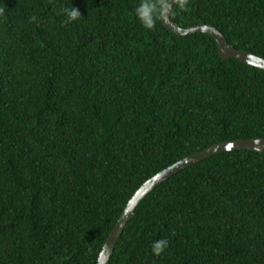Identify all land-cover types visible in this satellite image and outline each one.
Here are the masks:
<instances>
[{"label":"trees","instance_id":"1","mask_svg":"<svg viewBox=\"0 0 264 264\" xmlns=\"http://www.w3.org/2000/svg\"><path fill=\"white\" fill-rule=\"evenodd\" d=\"M138 3L0 0V264H96L144 181L217 142L264 138V70L221 58L205 33L143 28ZM70 6L81 18L65 24ZM188 7L170 20L264 58V0ZM106 264H264V152L166 178Z\"/></svg>","mask_w":264,"mask_h":264},{"label":"water","instance_id":"2","mask_svg":"<svg viewBox=\"0 0 264 264\" xmlns=\"http://www.w3.org/2000/svg\"><path fill=\"white\" fill-rule=\"evenodd\" d=\"M161 22L168 30L178 36H186L196 32L205 33L215 40L217 45V52L221 58L236 59L243 64L254 66L256 68L264 70V58L249 51L237 49L234 45L230 44L226 40L225 36L218 28L211 24L199 23L186 28H182L174 24L170 20V18ZM231 150L264 152V138L236 139L217 142L203 150L197 151L174 162L173 164L160 170L159 172L148 178L136 189L133 195L126 202L121 215L118 217L112 229L108 233L101 247V250L98 253L96 264H106L126 222L130 220V218L134 214L135 208L137 207L139 202L152 189H154L158 184H160L169 176L184 168H187L212 155Z\"/></svg>","mask_w":264,"mask_h":264},{"label":"clouds","instance_id":"3","mask_svg":"<svg viewBox=\"0 0 264 264\" xmlns=\"http://www.w3.org/2000/svg\"><path fill=\"white\" fill-rule=\"evenodd\" d=\"M174 9L189 11L188 0H139L135 8V16L143 28L151 31L155 28L157 21H165L174 15ZM4 12L5 9L0 7V16L4 15ZM62 12L66 16L65 24L81 18L80 11L73 6L63 8ZM168 244L167 238L154 241L152 244L153 254L159 256L165 251Z\"/></svg>","mask_w":264,"mask_h":264}]
</instances>
